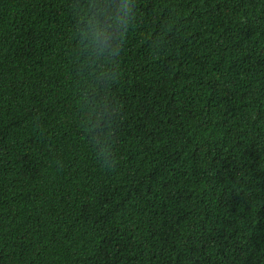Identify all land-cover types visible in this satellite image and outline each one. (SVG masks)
I'll list each match as a JSON object with an SVG mask.
<instances>
[{"label":"trees","instance_id":"obj_1","mask_svg":"<svg viewBox=\"0 0 264 264\" xmlns=\"http://www.w3.org/2000/svg\"><path fill=\"white\" fill-rule=\"evenodd\" d=\"M0 264H264V0H0Z\"/></svg>","mask_w":264,"mask_h":264},{"label":"clouds","instance_id":"obj_2","mask_svg":"<svg viewBox=\"0 0 264 264\" xmlns=\"http://www.w3.org/2000/svg\"><path fill=\"white\" fill-rule=\"evenodd\" d=\"M125 14H127V13L125 12ZM114 19H115L117 22L127 23V21H123V20H121V17H120L119 14H117V16H116ZM110 26H111V25H109V27H110ZM95 41H96L97 44L103 42L104 45H105V47H106V46H107L106 30H105V32H98V33L96 34V36H95ZM105 151H106V150H105ZM113 163H115V161H114Z\"/></svg>","mask_w":264,"mask_h":264}]
</instances>
